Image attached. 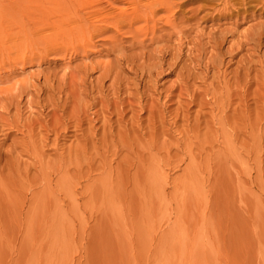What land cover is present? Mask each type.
Here are the masks:
<instances>
[{
	"label": "rangeland",
	"instance_id": "obj_1",
	"mask_svg": "<svg viewBox=\"0 0 264 264\" xmlns=\"http://www.w3.org/2000/svg\"><path fill=\"white\" fill-rule=\"evenodd\" d=\"M140 1L0 0V264H264V0Z\"/></svg>",
	"mask_w": 264,
	"mask_h": 264
},
{
	"label": "bare ground",
	"instance_id": "obj_2",
	"mask_svg": "<svg viewBox=\"0 0 264 264\" xmlns=\"http://www.w3.org/2000/svg\"><path fill=\"white\" fill-rule=\"evenodd\" d=\"M39 1V0H38ZM54 2H55V4L56 5H58V3L56 2V0H53ZM115 1H118V0H115ZM126 2H127V4H129V5H131V6H134V2L136 3V4H138V3H140L141 1L140 0H125ZM24 2V1H23ZM25 3V2H24ZM42 4V3H41ZM46 4V3H45ZM141 4V3H140ZM153 5L155 6V7H153ZM44 5H42V7H43ZM168 6H169V3H168V0H155V1H152V2H148L144 7H147V10H148V12L151 14V15H155V13H156V10H164V11H166L167 9H168ZM26 7V6H25ZM40 8V10L41 11H39L42 15H43V13H47V10H48V8H47V10L46 9H41V6H39ZM45 8V7H44ZM134 8V7H133ZM67 9H69V6H62L61 8H60V10H63V11H66ZM94 9V8H93ZM92 9V10H93ZM98 9V8H97ZM91 10V11H92ZM96 10V9H95ZM95 10H93V11H95ZM0 11H1V9H0ZM121 11H123V10H121ZM90 12V11H89ZM88 12V13H89ZM102 12V11H101ZM100 13V12H99ZM99 13H93L94 14V18L96 19V22H104L105 24H112V22L115 24V25H117L118 23H119V21H121V19H122V16L120 17V18H118L117 19V17H118V15L119 14H117V15H114V14H99ZM60 16H62V15H60ZM65 18V16H63L62 17V19H64ZM95 22V21H94ZM83 24H81V27L79 26V28L77 29L78 30V32H81L82 30H83ZM74 31V33H75V31L76 30H73Z\"/></svg>",
	"mask_w": 264,
	"mask_h": 264
}]
</instances>
